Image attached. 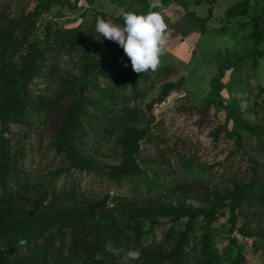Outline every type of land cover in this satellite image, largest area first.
I'll return each mask as SVG.
<instances>
[{
	"label": "rangeland",
	"instance_id": "obj_1",
	"mask_svg": "<svg viewBox=\"0 0 264 264\" xmlns=\"http://www.w3.org/2000/svg\"><path fill=\"white\" fill-rule=\"evenodd\" d=\"M239 1L168 0L157 10L168 24L161 66L138 74L95 24L123 26L114 17L145 14L151 0H0V31L31 15L27 42L40 50L33 64L17 53L0 69V109L9 112L0 136L22 155V180L57 198L48 211L33 194L16 197L11 213L0 215L10 230L0 233L1 249L13 228L42 234L6 264L29 262L41 250L46 264H61L72 244L85 250L93 235L109 237L114 228L129 239L116 264L129 250L141 256L127 264H264V56L251 53L253 20L260 16L264 29V0H248L245 14L228 17ZM221 64L232 67L213 89ZM79 101L89 120L72 142L88 162L83 169L55 146ZM19 110L21 124L12 121ZM57 208L70 217L62 225L54 222ZM10 216L14 224L6 223Z\"/></svg>",
	"mask_w": 264,
	"mask_h": 264
},
{
	"label": "trees",
	"instance_id": "obj_2",
	"mask_svg": "<svg viewBox=\"0 0 264 264\" xmlns=\"http://www.w3.org/2000/svg\"><path fill=\"white\" fill-rule=\"evenodd\" d=\"M168 0H160L161 5H164L167 3ZM248 0H241L237 2L236 4H233L229 8L225 10V14L228 17L236 16V15H242L245 14L248 9ZM160 8V7H159ZM159 8L155 9H149V11H157ZM126 12H135L137 11L133 9H129L127 11H124L120 13L118 16L114 17V21L119 22L121 25H123V15ZM146 12V13H147ZM145 13V14H146ZM139 14V13H138ZM263 18V17H262ZM259 20H261V17L259 16L257 19L253 20V27H254V43L253 47L251 49V53L254 56L261 57L264 56V50H260L259 46L262 43L264 39V29L259 27ZM10 23V22H9ZM34 22L32 21L31 15H27L25 17H22L18 22H11L9 24V29H6L5 31H0V69L3 70L5 66H7L12 58L13 55L19 53L27 58H31L32 64L37 59V57L40 56V50L37 48V46L33 42H27V39L31 36L33 29H34ZM14 29H17L19 31L18 35L13 34ZM46 35H48V30L46 31ZM232 66L230 64H221L217 67V75L211 82V86L213 89L216 87V81L223 76V70L224 69H230ZM176 86H168L167 89L164 90V94H167L168 91L171 89H174ZM100 108H106L105 104L99 105ZM82 107H80V101L78 104L71 109L70 114L66 118V128L60 133L59 138L55 142V146L57 150L59 151H65L67 157L69 158L71 164L74 167H78L80 169L85 168L87 165V161L84 160L79 152L77 151L76 147L73 146V140L75 139L77 129L79 126H81L82 123H86V121L89 120L87 118L86 120L83 119L81 114L83 113V110H80ZM79 110L81 112H79ZM0 129L2 131H8V110L6 108L0 109ZM75 115V116H74ZM22 112L16 113V118H12V121L22 123ZM234 119L238 122V126L244 130H248L252 133H255L256 129L254 127L248 126L245 122L240 120L238 117H234ZM84 120V121H83ZM264 149V147H261ZM22 155H18V152H15V154L12 153V148L8 142V139L0 136V215H7L11 213V206H14V200L16 197H20L22 199H26V197L30 194H33L35 198H31L38 202L39 208H45L48 211H53L55 208V205L53 201L57 199L55 197L54 191L49 189H35L33 190L32 187L28 184L27 181L22 180V177L20 175V165H18V161L21 159ZM254 161V160H253ZM51 195L52 196V202L48 204L46 207L44 206L43 202L47 199V197ZM7 211H6V210ZM3 210H5L3 212ZM56 213V219L55 223H59L62 225L63 219L67 218L70 220V217L68 214H64L62 209L57 208ZM14 213V212H13ZM16 214V213H15ZM74 220H77L78 218L72 217ZM12 220L13 222H11ZM14 217L11 216L7 218L6 223H12L14 224ZM67 224L68 222H64ZM3 225V224H2ZM234 227V219L231 218V228L230 231L233 230ZM6 229V230H5ZM0 230L4 232L2 235H5V237H9V235L6 234V232L10 231L8 228L3 227L0 225ZM13 234H15V237H10L4 242V248H0V264H6L11 261L10 257L11 254L18 250L20 247L18 241L20 238H24L28 241V244L31 242V239L39 234H24L20 235L18 233H15L14 228ZM44 232L42 228H40L39 231ZM38 231V232H39ZM114 233H111V236L106 237V235L102 234H95L93 235L92 244L90 246H87L84 250V246L78 243H74L69 247L70 253L66 255L68 258L64 257L61 264H73L74 261H77L79 259V264H116L118 262L120 253L118 256H114L110 253H107L104 250V245L111 241L117 249H120L124 245V243H128L129 239H125L121 237L122 231L118 230V228H114ZM42 235V234H40ZM39 235V236H40ZM2 239V238H1ZM6 244V245H5ZM27 244V245H28ZM48 243L45 245L46 247H50V252L47 253L48 256H51L53 252L52 249H54V246H50ZM79 246V248H78ZM81 246H83L81 248ZM209 242L206 239V242L204 244V250H208ZM100 252L104 259L101 261H96L93 259L94 254ZM44 255V251L41 250L37 254V256L34 258V260L23 261V264H46L47 260L45 257H42L41 255ZM173 255L177 258L178 257V250L174 248ZM175 264V263H174Z\"/></svg>",
	"mask_w": 264,
	"mask_h": 264
},
{
	"label": "clouds",
	"instance_id": "obj_3",
	"mask_svg": "<svg viewBox=\"0 0 264 264\" xmlns=\"http://www.w3.org/2000/svg\"><path fill=\"white\" fill-rule=\"evenodd\" d=\"M161 6L160 0H151L149 5L151 9ZM95 31L105 39L119 44L129 58L134 72L138 74L155 72L161 66V57L165 54L168 44L166 36L168 24L160 12L149 11L146 14L126 12L123 15V26L112 20L97 18ZM51 202L52 196L49 195L43 204L46 207ZM18 243L23 247L28 244V241L20 238ZM103 247L107 253L114 256H118L120 253V249L114 247L111 241ZM140 256L139 250L127 251L125 264L128 261L139 260ZM93 259L101 261L104 257L100 252H97Z\"/></svg>",
	"mask_w": 264,
	"mask_h": 264
}]
</instances>
